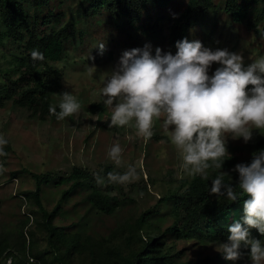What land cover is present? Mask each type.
<instances>
[{"label": "rangeland", "instance_id": "rangeland-1", "mask_svg": "<svg viewBox=\"0 0 264 264\" xmlns=\"http://www.w3.org/2000/svg\"><path fill=\"white\" fill-rule=\"evenodd\" d=\"M189 1L172 0L169 7L161 9L159 13L156 6H147L143 21L156 24L157 28L162 29L161 35L153 38H147L126 27L113 26L106 14L95 19H84L76 10L83 11L80 0L66 2L58 7L65 12V18L60 24L41 26L50 32L64 26L71 18L79 30H84L82 37L75 35L64 43L65 56L55 64L61 72L60 88L52 99V106L59 111L61 93L68 91L81 101L82 107L79 112L63 120L52 116L41 119L38 113L16 106L11 99L5 100L0 107V135L8 141L3 146L6 154L0 156V231L11 230L30 210L36 211L32 201H27L22 195L35 189L31 173L67 176L73 168L88 170L90 178L62 204L61 214L53 220L54 224L66 227L85 216L90 232L106 235L130 214L136 217L139 212L155 206L164 216L163 227L171 224V206L165 203L158 205V200L174 195L180 182L190 180L191 176L183 171L181 154L165 132L163 118L156 122L151 138L137 135L134 123L121 127L109 126L111 108L103 104L101 89L109 71L116 67L124 50L150 43L153 53L157 46L175 53V45L168 41L167 21L181 15ZM213 2L220 4L222 0ZM44 12L45 10H37L36 14L40 16ZM206 18L204 24L190 30L191 40L198 39L205 47L212 49L241 51L246 63L264 55V37L256 36L245 24H234L224 13L215 16L212 10L207 11ZM102 42L105 43L106 50L100 55L96 46ZM1 43L0 83H8L3 78V73L10 69L7 61L15 51L10 49L14 48L13 45L5 41ZM90 55L94 59L89 58ZM215 67L214 64L213 69ZM262 138L264 133L258 130H253V137L247 143L242 138L229 137V157L236 158V164L250 162L253 153L258 152L256 145ZM114 143L120 144L123 149L119 164L108 156ZM129 165L136 168L138 176L131 182L121 183L126 193L122 208L110 216L88 213L89 206L84 199L89 194V189L104 187L97 177H102L107 168L123 173ZM15 172L16 175L13 176ZM140 186L146 187L144 193L139 192ZM65 188L66 186L55 188L52 183L42 186L41 203L47 211L53 209L60 198V192ZM30 216L38 218V215ZM36 239H42V234L37 232ZM173 242L176 251L182 252L184 260L209 256L210 264H233L232 261L225 260L217 250L221 242L214 243L209 232L204 231L202 235L195 234V238ZM44 246L41 244L39 249ZM235 264H250L247 250H244V255Z\"/></svg>", "mask_w": 264, "mask_h": 264}, {"label": "trees", "instance_id": "trees-1", "mask_svg": "<svg viewBox=\"0 0 264 264\" xmlns=\"http://www.w3.org/2000/svg\"><path fill=\"white\" fill-rule=\"evenodd\" d=\"M73 1L0 0V46L5 41L13 45L14 48L10 49L15 51L7 61L10 69L3 73L8 83H0V107L5 100L11 99L16 106L38 113L41 119L55 117L49 111L60 88L61 72L55 64L65 56L64 43L75 35L82 37L84 30H79L71 18L64 26L50 32L41 26L60 24L65 12L58 7ZM80 1L83 11L76 10L84 19L106 14L113 26L126 27L153 38L161 35L162 29L143 21L147 6H156L159 13L169 7L172 0ZM37 10L45 12L38 16ZM208 10L214 11L215 16L224 13L234 24H245L256 36L264 37V0H222L220 4H214L213 0H190L181 15L167 21L169 44L175 45L185 37L191 40L190 30L205 23ZM33 49L43 52L44 60L33 61ZM256 146L258 151L264 149V138ZM235 161L236 158L228 157L220 169L210 167L207 178L198 175L183 180L174 195L159 199L158 205L165 203L171 206L172 222L169 226L163 227L164 216L155 206L137 213L136 217L130 214L106 235L90 232L85 216L66 227L53 223L61 214L62 204L90 178L88 170L73 168L67 176L31 173L35 189L22 195L27 201H32L36 211L29 209V216L25 214L24 219L11 230L0 231V264H210L209 256L182 259V252L176 251L173 241L192 239L204 231L209 232L214 243L227 239V226L242 217L243 200L246 199V194L238 187V173L229 171ZM109 172L120 171L107 168L102 176L104 187L89 189L84 199L89 206L88 213L110 216L122 208L125 190L121 183L108 179ZM221 172L226 173L225 182L235 187L237 201L210 193L212 179ZM50 183L55 188H66L60 192L59 200L49 212L41 203V191L43 185ZM138 189L141 193L146 191L145 186ZM32 214L38 218H32ZM251 231L264 243V235L256 229ZM37 232L42 234V239H36ZM41 244L45 245L43 249H39Z\"/></svg>", "mask_w": 264, "mask_h": 264}, {"label": "clouds", "instance_id": "clouds-1", "mask_svg": "<svg viewBox=\"0 0 264 264\" xmlns=\"http://www.w3.org/2000/svg\"><path fill=\"white\" fill-rule=\"evenodd\" d=\"M96 47L103 55L105 43ZM175 48L173 53L157 46L153 53L152 45L145 43L124 50L103 83L102 102L111 108L109 126L134 123L137 135L145 138L154 135L156 122L163 118L164 130L181 154L185 174L207 178L210 167L220 169L230 156L229 137L247 143L253 130L264 133V55L246 63L241 51L212 49L187 37L176 41ZM31 57L33 61L45 58L38 49L31 51ZM61 97L59 111L55 106L49 108L57 120L79 112L82 105L75 95L64 91ZM7 143L0 135V156L6 154L3 146ZM122 152L121 145L114 143L108 156L119 164ZM231 168L228 170L238 173V187L246 199L242 217L227 226V239L217 250L233 264L244 250L250 264H264V243L251 231L264 235V149L253 153L250 162L235 161ZM107 175L111 182L125 183L138 173L129 165L123 173ZM225 175L221 172L212 179L210 193L237 201L235 187L225 182ZM97 180L103 182L102 177Z\"/></svg>", "mask_w": 264, "mask_h": 264}, {"label": "built area", "instance_id": "built-area-1", "mask_svg": "<svg viewBox=\"0 0 264 264\" xmlns=\"http://www.w3.org/2000/svg\"><path fill=\"white\" fill-rule=\"evenodd\" d=\"M30 261H32V259H30Z\"/></svg>", "mask_w": 264, "mask_h": 264}]
</instances>
